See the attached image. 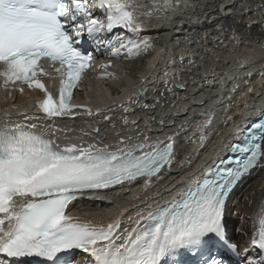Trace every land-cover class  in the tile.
Listing matches in <instances>:
<instances>
[{"label": "snow or ice", "instance_id": "snow-or-ice-1", "mask_svg": "<svg viewBox=\"0 0 264 264\" xmlns=\"http://www.w3.org/2000/svg\"><path fill=\"white\" fill-rule=\"evenodd\" d=\"M173 3L153 0L152 8L141 10L137 0H0V78L5 87L19 83L21 93L24 86L41 91L43 96L34 103L48 119L74 115L76 108L91 115V106L71 103L74 90L94 59L93 52L84 54L79 38L86 33L97 45L104 43L111 58H119L124 52L139 55L152 47L148 39L119 33L101 37V33L120 28L137 34L143 28L142 17L170 19L167 12L175 10ZM93 9L103 15H94ZM111 66V60L101 65L105 69ZM53 71L59 77L55 93L42 79H53ZM113 75L106 72L102 78ZM13 110L19 111L13 105L0 113V254L35 256L42 264H75L66 257L73 249L92 258L85 264H228L223 249L240 254L227 234L226 215L234 188L253 171L264 168V108L257 113L258 122L248 126L246 118L245 127H237L231 134L235 141L223 145L224 154L218 153L212 165L184 182L170 199L153 207L146 197L145 208L128 218L130 229H121L119 218L107 225L79 222L67 215L66 209L88 193L137 180H142L145 188L151 187L176 163L174 137L178 133L165 140L143 135L141 141L138 136L135 143L132 136L117 133L115 150L108 144L84 146L83 140L62 147L56 139L62 129L38 132L36 123L13 121ZM124 111H128L126 106ZM21 114L24 120L38 118ZM199 115L204 119L197 125V147L204 144L215 122L211 107ZM123 123H129L127 116ZM144 123L147 125L149 119ZM160 125L164 126L163 119ZM186 126L187 122L179 128ZM94 131L99 133L100 129ZM186 160L191 163V157ZM258 223L250 246L264 251V212ZM247 264H264V257L249 259Z\"/></svg>", "mask_w": 264, "mask_h": 264}, {"label": "bare ground", "instance_id": "bare-ground-1", "mask_svg": "<svg viewBox=\"0 0 264 264\" xmlns=\"http://www.w3.org/2000/svg\"><path fill=\"white\" fill-rule=\"evenodd\" d=\"M137 3L141 10L153 6V0ZM173 8L167 12L170 19L142 17L143 28L137 34L114 29L132 39H148L152 47L139 55L128 56L124 52L118 60H111V67H101L109 62L106 60L94 69L89 76L92 85H85L75 94V98L92 107L91 115L77 111L74 115L45 119L31 106L35 92L9 91L10 95H0V113L15 105L19 111L11 112L13 121L36 123L38 132L52 127L62 129L56 139L63 146L83 140L84 146L92 143L113 147L119 140L117 133L132 136L133 141L143 135L164 139L178 133L174 137L176 163L151 187L145 188L143 181L137 180L107 192L88 193L70 205L69 214L87 223L107 225L119 218L121 229H130L128 218L145 208L146 197L153 207L170 199L184 182L210 164L215 153L222 152L223 145L230 142L231 134L245 118L264 108V0H174ZM106 72L114 75L102 78ZM180 84L185 87H178ZM210 107L215 122L204 144L197 147V125L204 119L199 112ZM97 108L101 111L96 112ZM184 108L187 111H182ZM24 112L38 118L24 120ZM125 116L129 120L126 125ZM229 116L231 121L227 120ZM185 122L186 128L180 130ZM95 128L100 129L99 133L93 132ZM186 157H191V163ZM254 177L257 179L252 180ZM262 212L264 168H259L234 188L228 203L227 234L238 245L241 264L257 255L250 242L258 233ZM77 256L89 255L82 252Z\"/></svg>", "mask_w": 264, "mask_h": 264}, {"label": "rangeland", "instance_id": "rangeland-1", "mask_svg": "<svg viewBox=\"0 0 264 264\" xmlns=\"http://www.w3.org/2000/svg\"><path fill=\"white\" fill-rule=\"evenodd\" d=\"M247 26V25H246ZM255 179H257L256 177H254L252 180H255Z\"/></svg>", "mask_w": 264, "mask_h": 264}]
</instances>
